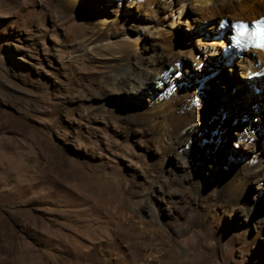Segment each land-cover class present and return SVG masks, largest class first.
<instances>
[{
    "label": "rangeland",
    "instance_id": "rangeland-1",
    "mask_svg": "<svg viewBox=\"0 0 264 264\" xmlns=\"http://www.w3.org/2000/svg\"><path fill=\"white\" fill-rule=\"evenodd\" d=\"M198 6L138 34L150 18L130 0H0V264H264V77L240 82L239 57L213 69L211 129L172 148L140 117L153 94L109 83L120 48L134 68L179 55L196 67L186 47L222 18ZM185 64L168 68L176 87L199 82ZM238 90L263 101L239 104Z\"/></svg>",
    "mask_w": 264,
    "mask_h": 264
},
{
    "label": "bare ground",
    "instance_id": "bare-ground-1",
    "mask_svg": "<svg viewBox=\"0 0 264 264\" xmlns=\"http://www.w3.org/2000/svg\"><path fill=\"white\" fill-rule=\"evenodd\" d=\"M59 1L63 5V7L66 8V10H72L73 8L79 7L82 0ZM251 1L257 2V4L254 5L253 8H251L249 11H246L247 13L245 14L247 16H234L232 13H230L231 11L236 12V10L238 9H243L244 6ZM130 3L132 5L136 4V6L143 8L144 13H146L150 18V23L148 25L141 24L135 26L138 29V34L147 33V29L150 27V25L152 26V28L156 27L155 30L153 29L154 32L156 30L158 31L160 29L159 27H162L164 23L170 25V27L173 26L175 23V18H180L185 12H187V8L197 4L201 8H199L201 11L198 12L201 14L202 18L206 19L213 18L216 15H220V17H223V15L227 14L231 16V19L229 20L247 19L249 21L250 19H254L264 15V0H130ZM173 5H176V11L175 9H172ZM162 9L165 11L174 10V16H170L169 14V17L173 19L171 24L170 21L168 22L169 19L159 22L157 14H159L158 11ZM217 23H212L207 27H202V29L200 30V34H202L203 36L198 37L199 43H196L195 46L191 44L188 45V47H186V45L184 46L187 50V54H185L186 56L183 54L185 57H187L185 58V60L187 61V59H190L191 62L195 61L194 64L196 65L195 67L182 62V64H185L187 73H191L192 77L195 78L194 80H199V82L196 81L193 86L176 87L174 85V76L172 78H169V76H167L168 68L174 69V67H177L176 69H178L177 76L180 74L183 75V71L182 69H180V67L182 66L181 61L179 62L180 55L167 60H165L163 57V59L151 58L145 64H139L138 66H135L136 68H134V64L132 62L133 53L130 54L129 52L124 50V48H120L121 50L118 49V51L120 50V52H118L116 49V55L117 53H120L119 57L121 58V62L112 67L109 83H116L118 84V87L119 85H125L129 89H132L133 93H140L143 90H149V94H153L154 97L152 103L149 107H147V109L142 111L141 115L143 117L140 115L139 116L145 121L151 123L153 130L161 138V141L168 142V144H165V146L169 148L176 146V143H178V141L182 137H186V140H190L191 133L203 127L204 123H206L207 128L211 129V125H209V122L207 121L208 119L205 121L203 109L205 106L204 102L206 101L208 96H212V92L210 91V80L217 81L221 78V71H219V73L216 75H213L210 71L220 68L222 61L224 60V58L221 57V45L224 44V40L222 38L216 39L213 37L217 32ZM163 30H161V33H163ZM166 32H168V30H166ZM171 45L172 42L169 39V42H167L166 46L170 47V49L173 50V46L171 48ZM170 49L167 48V50H169L168 52H171ZM197 49L202 50L204 52V55L198 53ZM181 52L183 51H180V53H178L181 54ZM203 56L204 58H202ZM235 63L239 67V69L242 70L241 79H243L242 81L244 84L245 82L255 81L256 79H259V77H250L249 74L251 72L259 71L264 68V52H261L258 49H249L244 52L243 56L239 57ZM200 64L201 67L203 64H205L206 66L211 65V67L209 69H206L205 67L200 68ZM128 70H130V73L128 72L129 76L124 77V73H126V71ZM205 74L207 75V77L203 78ZM261 82L262 81H260V84ZM255 84L257 85L258 83ZM262 87L264 88V81ZM238 91L239 94L236 93V97L240 101L239 104L251 105L255 101L264 100H261L263 97L259 96V94H251L249 92L246 93L245 91L241 92L240 90ZM238 95L244 97L245 100L240 99V96ZM223 103L227 104L226 101H223ZM230 103L232 106L229 105ZM230 103H228L227 105H229L231 108L233 107L237 113L240 111V113H245L248 115L251 114V116L255 114L250 106H248V108L245 107L246 109H244V106H240L239 108V105L237 106V103L235 101H231ZM259 106L260 105H258L257 107L260 108ZM216 108L220 110L218 105ZM256 110L257 109H255V111ZM263 110L264 109L262 108L261 111ZM139 116L137 115L138 118ZM262 117H264V115L261 113L259 117H255V120H258L259 122L260 118ZM162 146H164L163 143Z\"/></svg>",
    "mask_w": 264,
    "mask_h": 264
},
{
    "label": "snow or ice",
    "instance_id": "snow-or-ice-1",
    "mask_svg": "<svg viewBox=\"0 0 264 264\" xmlns=\"http://www.w3.org/2000/svg\"><path fill=\"white\" fill-rule=\"evenodd\" d=\"M236 29L235 42L239 45L246 43L253 47L264 50V19L255 23L254 30L249 34L248 25L240 22L233 25ZM260 73H257L259 75Z\"/></svg>",
    "mask_w": 264,
    "mask_h": 264
},
{
    "label": "trees",
    "instance_id": "trees-1",
    "mask_svg": "<svg viewBox=\"0 0 264 264\" xmlns=\"http://www.w3.org/2000/svg\"><path fill=\"white\" fill-rule=\"evenodd\" d=\"M201 37H202V36H201ZM242 80H243V79H241L240 82H243Z\"/></svg>",
    "mask_w": 264,
    "mask_h": 264
}]
</instances>
